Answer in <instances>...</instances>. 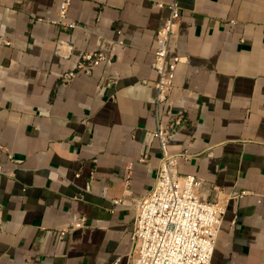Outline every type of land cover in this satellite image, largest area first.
Wrapping results in <instances>:
<instances>
[{
  "label": "crops",
  "instance_id": "1",
  "mask_svg": "<svg viewBox=\"0 0 264 264\" xmlns=\"http://www.w3.org/2000/svg\"><path fill=\"white\" fill-rule=\"evenodd\" d=\"M173 1L71 0L69 28L52 23L61 0H0V264H127L134 211L113 200L152 188L156 114L183 119L179 175L244 193L209 264H264V0H175L168 117L153 51ZM91 51L107 61L61 84Z\"/></svg>",
  "mask_w": 264,
  "mask_h": 264
},
{
  "label": "built area",
  "instance_id": "2",
  "mask_svg": "<svg viewBox=\"0 0 264 264\" xmlns=\"http://www.w3.org/2000/svg\"><path fill=\"white\" fill-rule=\"evenodd\" d=\"M70 2L71 0H61L58 18L52 21L53 24L77 27L75 23L66 20ZM166 7L168 16L156 32L153 68L157 80L153 88L155 112L163 104L169 117L168 100L174 88L180 59L170 57L168 47L177 27L180 7L175 0ZM72 51L73 46L63 42H58L54 49L55 55L61 59L69 58ZM107 58V54L101 51L83 53L75 69L60 77L61 84H68L77 74H91ZM181 121L183 119L174 118L162 121L156 114L154 136L158 141L161 157L154 184L147 193L134 200H113V204H122L134 211L127 264H209L227 207L244 194L235 190L224 191L215 185L205 186L194 175L178 174V155L170 152L169 144ZM5 154L11 160L7 151ZM2 172L0 166V174ZM92 177L93 172L90 173V180ZM82 228L84 218L78 217L73 221L72 229Z\"/></svg>",
  "mask_w": 264,
  "mask_h": 264
}]
</instances>
